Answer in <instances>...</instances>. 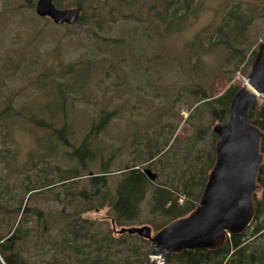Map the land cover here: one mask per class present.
Wrapping results in <instances>:
<instances>
[{
    "label": "rangeland",
    "instance_id": "1",
    "mask_svg": "<svg viewBox=\"0 0 264 264\" xmlns=\"http://www.w3.org/2000/svg\"><path fill=\"white\" fill-rule=\"evenodd\" d=\"M58 2L79 7L83 22L57 26L26 0H0V237L24 211L27 233L16 250L26 264H137L151 247L146 240L169 222L150 212L156 189L181 205L210 173L221 123L200 99L247 80L264 44V0ZM230 12L246 22L224 26ZM67 69L77 82L60 99L56 86ZM254 102L262 105L264 95ZM105 113L108 123L90 144L94 162L79 169L81 178L63 181L78 167L66 154ZM36 120L67 125L71 146H59ZM133 165L157 178L132 224L118 226L108 207L87 210L78 194L89 189L85 176L104 167L113 189ZM192 179L189 194L182 185ZM253 193L261 197L257 186Z\"/></svg>",
    "mask_w": 264,
    "mask_h": 264
},
{
    "label": "trees",
    "instance_id": "2",
    "mask_svg": "<svg viewBox=\"0 0 264 264\" xmlns=\"http://www.w3.org/2000/svg\"><path fill=\"white\" fill-rule=\"evenodd\" d=\"M26 2L28 8L34 7L32 1L26 0ZM54 3L60 8L58 0L54 1ZM233 19L237 22H246L240 15L236 16L233 12H230L224 18L223 25L228 26L230 21L232 23L234 22ZM82 22L83 16L81 14L76 24H81ZM260 50L258 53H255V60L257 59ZM66 71L68 74V77H66L67 79L64 78L62 81H59L56 86L57 91L60 94V99L64 97L63 91L69 90L71 84L77 82L76 78L75 80H70L73 70L67 69ZM240 88L241 86L228 88L222 95L213 99H209L206 95H203V98L200 99V102L204 101V103L209 106L211 117L214 120L220 121L221 125L219 127L227 122L232 97ZM108 117L109 115H107V113L99 115L96 122L91 125L87 136L78 146H73L72 150L66 154L70 160L76 162L78 167L77 169L67 170V174L63 176V181H71L72 179L77 180L81 178L82 175L79 173V169H88L89 165L94 162L96 155L90 144L92 139L96 138L104 129L105 125L108 123ZM41 121L36 120L35 123L39 127H48L52 135L55 133L59 146H71L67 139V134L69 133V127L67 125L64 124L62 127L55 129L51 125H46L47 123ZM248 121L260 132L259 154L262 156V161L255 180V186L261 190V197L256 199L255 194L252 193V202L254 205L252 221L241 232L232 233L227 231V233H224L212 248L182 250L180 252L170 253L165 260V264H264V102L260 106H258L256 102L252 104L249 110ZM215 139L216 141L219 139L217 133H215ZM214 162L215 152L210 160V170ZM107 173V169L101 167V172L98 175L96 174L90 177L85 176L88 179L89 189L81 190L78 194L88 204L87 210L108 207L118 226L132 224L139 213V205L147 193L148 185L150 184L149 179L143 173L142 169L136 168L134 165L127 166L120 171V179L113 189H111L108 186V180L106 177ZM207 178L205 176L197 183V191L194 194H191L193 195V200L184 202L181 205L178 203L177 197L173 196L168 189L162 187L156 189L155 195L153 196V206L150 212L152 214H161L162 216L169 218V222L158 228L157 232L167 224L188 216L198 206ZM193 184L194 179L191 181H185L182 187L190 194V189ZM34 190L35 189H30L28 194H32ZM20 215L21 218L10 227L7 236L0 237V263L2 264H26L23 257L16 250L17 243L22 241L27 233V231H23L24 218H22V216H25L26 214L24 211H21ZM141 240L145 241L143 238H141ZM146 243L150 246V239L146 240ZM150 251L151 247L148 248L140 258L136 259V263L144 264ZM84 262L85 264L90 263V261ZM90 264L118 263H106L103 258L101 261L93 260ZM123 264L133 263L129 260H124Z\"/></svg>",
    "mask_w": 264,
    "mask_h": 264
},
{
    "label": "water",
    "instance_id": "3",
    "mask_svg": "<svg viewBox=\"0 0 264 264\" xmlns=\"http://www.w3.org/2000/svg\"><path fill=\"white\" fill-rule=\"evenodd\" d=\"M34 14L57 26L74 25L81 9H61L54 0H36ZM259 95H264V44L247 80L232 97L227 122L217 130L215 162L198 206L150 238L151 251L144 264H165L170 253L182 250L212 248L227 231L241 232L250 224L252 193L262 158L260 132L249 123L248 115ZM143 173L150 181L157 178L149 169Z\"/></svg>",
    "mask_w": 264,
    "mask_h": 264
},
{
    "label": "built area",
    "instance_id": "4",
    "mask_svg": "<svg viewBox=\"0 0 264 264\" xmlns=\"http://www.w3.org/2000/svg\"><path fill=\"white\" fill-rule=\"evenodd\" d=\"M246 81V80H245ZM261 96H263V95H261Z\"/></svg>",
    "mask_w": 264,
    "mask_h": 264
}]
</instances>
